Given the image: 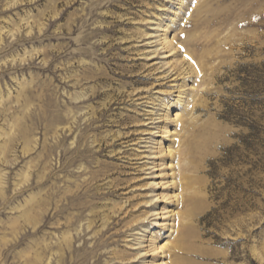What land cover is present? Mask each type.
I'll use <instances>...</instances> for the list:
<instances>
[{"label":"rangeland","instance_id":"rangeland-1","mask_svg":"<svg viewBox=\"0 0 264 264\" xmlns=\"http://www.w3.org/2000/svg\"><path fill=\"white\" fill-rule=\"evenodd\" d=\"M0 264H264V0H0Z\"/></svg>","mask_w":264,"mask_h":264},{"label":"bare ground","instance_id":"bare-ground-1","mask_svg":"<svg viewBox=\"0 0 264 264\" xmlns=\"http://www.w3.org/2000/svg\"><path fill=\"white\" fill-rule=\"evenodd\" d=\"M166 31V30H165ZM166 39V38H165ZM166 44H167V42H166ZM174 79V78H173ZM181 95V94H180ZM180 98H181V96H179V99L178 100H176V103L178 104L179 102H180ZM175 104V103H174ZM166 116V115H165ZM164 119H165V117H164ZM162 120V119H161ZM161 122V121H160ZM159 123V122H158ZM159 199V198H158ZM171 216V215H170ZM163 218H164V216H163ZM173 229V228H172ZM171 229V227L169 228V230L168 231H164V230H159L158 231V233L160 234V237H162V236H170V235H172L173 234V230ZM158 248V247H157ZM160 251L163 249L162 248V246H160L159 248H158ZM150 250H152V249H150ZM145 254H148V252H146Z\"/></svg>","mask_w":264,"mask_h":264}]
</instances>
